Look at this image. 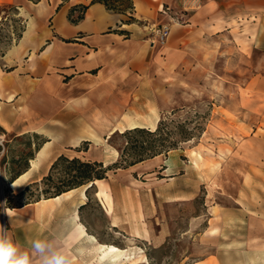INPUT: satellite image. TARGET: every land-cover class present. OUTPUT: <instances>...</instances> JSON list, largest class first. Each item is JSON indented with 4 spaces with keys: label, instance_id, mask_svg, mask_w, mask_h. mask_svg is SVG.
<instances>
[{
    "label": "crops",
    "instance_id": "0c3cea01",
    "mask_svg": "<svg viewBox=\"0 0 264 264\" xmlns=\"http://www.w3.org/2000/svg\"><path fill=\"white\" fill-rule=\"evenodd\" d=\"M131 2V14L129 10L121 14L100 3L90 4L91 0H0V7H15L24 21L20 39L0 58V130L15 138L34 132L50 139L46 131L59 121L71 124L76 144L82 140L95 144L92 139L107 138L112 129H128L129 120L147 129L148 121L154 120L156 127L173 106L169 78L194 75L218 55L228 70L233 60H253L250 68L241 70L250 74L248 78L233 89L236 102H222L216 109L221 122L233 129L228 148L236 157L230 170L237 174L230 182L233 188L222 181L221 189L228 190L216 189L215 197L207 201L200 237L207 246L190 264H264V0ZM75 5L89 6L80 21L71 23L68 13ZM158 25L170 29L164 45L149 41L150 27ZM37 48L44 58L35 67L39 77L30 83L28 71L23 76L17 66ZM58 64L67 79L61 87L54 73ZM45 144L48 155L39 160L41 148L35 152L38 167L11 190L39 180V173L61 154L50 155V140ZM101 152L93 160L107 162L106 151ZM84 186L12 208L10 213L3 210L5 228L30 252L33 241L54 242L69 254L71 264H107L98 260L100 246L133 253L138 249L133 240L149 245L154 236L158 244L163 242L164 228L151 231L141 204L139 211L135 205L132 221H122L111 188L105 189L107 213V199L95 197V186L94 197L110 229L128 243L100 241L82 215L88 204Z\"/></svg>",
    "mask_w": 264,
    "mask_h": 264
},
{
    "label": "rangeland",
    "instance_id": "374dc122",
    "mask_svg": "<svg viewBox=\"0 0 264 264\" xmlns=\"http://www.w3.org/2000/svg\"><path fill=\"white\" fill-rule=\"evenodd\" d=\"M114 1L122 8L127 5L120 0ZM23 24V18L18 12L8 9L0 11V58L14 45L17 32L15 29L22 27ZM43 58L41 48H37L29 56L19 59L18 71L23 76L24 71H28L29 76L26 77L28 82H34V78L39 77L35 67ZM252 64L253 60L250 59L233 60L229 63L228 70L226 63H222L218 55L206 69L202 68L194 75L169 78L168 87L174 102L172 107L166 109L161 119L167 123L169 129L175 127L177 129V126L183 125V128L191 131L194 137L181 142L175 150L125 169H111L106 173L105 179L94 181L95 183H92L94 186L89 190L88 204L82 210L90 232L96 233L98 239L103 242H114L119 246L128 243L124 242L121 235L110 229L95 198L101 201L102 197L107 199L106 212L109 213L110 201L105 189L110 187L122 221L129 219L132 221L135 216V205L139 211L141 204L143 218L151 231L158 232L162 227L165 231L161 244H158L154 236L150 237L149 245L131 241L133 245L138 246L131 256L136 258L134 264H190L204 251L207 245L200 237L206 226V203L215 197L216 189L220 192L228 190L221 189L222 181H225V185L229 183V187L233 188L230 182L236 179L234 175L237 174L232 173L236 157L228 148L229 133L233 129L221 122L216 109L222 102L228 101L232 104L236 102V92L233 89L238 86L237 84L245 82L250 75L246 72L241 73L242 68H250ZM54 73L58 75V84L61 87V83L67 79L62 78L59 64L55 66ZM70 88L69 86L68 89ZM70 126V123L63 126L59 121H54L52 129L46 131L50 139L34 132L15 138L4 135L0 130V225L5 227L3 210L19 208L27 202L48 197L54 193L55 187L70 179L59 174L66 166L60 164L51 180L43 181L55 158L45 172L39 173V176L41 175L39 180L25 184L24 188L26 186L28 188L23 194L19 195L24 188L14 190L9 188L10 178L25 168L29 154L33 152L35 156L37 144L50 140V155L61 152L60 155L69 159L77 157L82 161H96L93 159L99 157L103 149L106 151L107 161L103 163L104 167L118 160L123 145L120 132L113 133L109 138L92 139L95 144L83 140L76 144L73 138L74 131ZM85 127V130L91 132L88 126ZM261 127L264 128V122ZM230 165L231 168H228ZM95 186L98 192L94 197ZM122 264L131 263L125 261Z\"/></svg>",
    "mask_w": 264,
    "mask_h": 264
},
{
    "label": "trees",
    "instance_id": "16d2710c",
    "mask_svg": "<svg viewBox=\"0 0 264 264\" xmlns=\"http://www.w3.org/2000/svg\"><path fill=\"white\" fill-rule=\"evenodd\" d=\"M120 1L127 3L125 8H122V6L114 0H91L90 4L100 3L104 5L107 10L121 14H125L127 10H129L131 14V11L133 9L131 0ZM88 6L89 5L73 6L68 13V20L71 23H77L78 21H80L83 18ZM2 9H8L10 11L12 10L17 12L16 8L13 6H2L0 7V11ZM129 21H134L133 17L129 16ZM14 22H16V20H14ZM15 31H17L15 42H17L20 39L22 32L24 31V24L22 27H18V29L16 28ZM120 135L123 139V145L120 149L118 160L110 166L104 167L103 163L99 161H82L77 157L69 159L64 155L57 156L49 168L48 175L43 178V181L51 180V178L53 177V173L56 172L60 164H66V166L63 167L59 174H62L63 176L65 175L70 179H68V181L62 182L60 185L55 187L54 193L44 198L55 197L69 190L89 183H93L96 180H103L106 178V173L111 169H125L131 167L147 159L154 158L162 153L168 152L170 150H175L178 148L181 142L189 141L194 137L191 131L185 130L183 128V125L177 126V129L176 127L173 129L167 128V123H165V121L162 119L158 121L154 130L136 127L133 129L125 130ZM45 143L46 140L40 144H37L35 152H37ZM33 158L34 153L32 152L29 154L25 168L17 171L10 178V183L28 169L29 160ZM93 186L94 185L92 184L86 190L88 200L89 190ZM27 188L28 186L20 191L19 195L23 194ZM38 200L40 199H36L32 202ZM28 203L31 202H27L25 204Z\"/></svg>",
    "mask_w": 264,
    "mask_h": 264
},
{
    "label": "clouds",
    "instance_id": "9594fccd",
    "mask_svg": "<svg viewBox=\"0 0 264 264\" xmlns=\"http://www.w3.org/2000/svg\"><path fill=\"white\" fill-rule=\"evenodd\" d=\"M31 252L25 250L16 241L7 228L0 225V264H35L39 259L40 264H71V257L54 242L33 241Z\"/></svg>",
    "mask_w": 264,
    "mask_h": 264
},
{
    "label": "bare ground",
    "instance_id": "6f19581e",
    "mask_svg": "<svg viewBox=\"0 0 264 264\" xmlns=\"http://www.w3.org/2000/svg\"><path fill=\"white\" fill-rule=\"evenodd\" d=\"M136 123L134 121H131V120L127 121V126L129 127L128 129H133V128H136V127L145 128V126H142V125H139V124H136ZM148 125L150 127L149 128L150 130H154L155 129L154 120L153 121L152 120H149L148 121ZM128 129H126V130H128ZM117 131L120 132V133H122L125 130H123V127L122 126H119V130L112 129L108 133L107 138H109L113 133H115ZM47 155H48V145L45 144L37 152V156L36 157L39 158V160H40L42 158H45ZM39 160H35V159L31 160L30 161L31 168L29 170H27L26 172L22 173L20 176H18L17 179H15V181L11 182L9 184V187H11L12 189L13 188H16L17 185L20 186V183L21 182H23L26 179H28L29 175L31 174V171L35 170L38 167V162H40ZM90 185H92V183H90ZM90 185H87V186L85 185L84 187L85 188L86 187L88 188ZM6 212L7 213H10L11 212V209H7ZM99 249L101 250V251H99V252H101V254H100V259L98 258V260L105 261L107 264H122L125 261H127V262H129L131 264H134V261H136V258L131 257L132 256V253H128L126 251H123L122 249H119V248H117V247H115L113 245H110V246H107V247L100 246ZM133 255H134V253H133Z\"/></svg>",
    "mask_w": 264,
    "mask_h": 264
},
{
    "label": "built area",
    "instance_id": "2783aa9c",
    "mask_svg": "<svg viewBox=\"0 0 264 264\" xmlns=\"http://www.w3.org/2000/svg\"><path fill=\"white\" fill-rule=\"evenodd\" d=\"M168 25L152 26L149 29V41L153 44L164 45L169 35Z\"/></svg>",
    "mask_w": 264,
    "mask_h": 264
}]
</instances>
